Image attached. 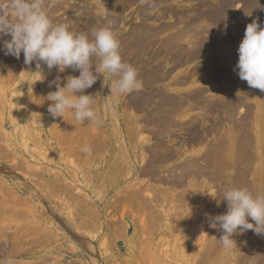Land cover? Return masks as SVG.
Returning <instances> with one entry per match:
<instances>
[{
    "label": "bare ground",
    "instance_id": "6f19581e",
    "mask_svg": "<svg viewBox=\"0 0 264 264\" xmlns=\"http://www.w3.org/2000/svg\"><path fill=\"white\" fill-rule=\"evenodd\" d=\"M139 1L141 0H45L44 7L54 24H66L75 34L90 35L94 29L103 27L110 28L113 33L119 31L123 23L119 16ZM186 2L193 4H185ZM237 2L244 3L242 10L236 7ZM140 16L145 20L144 23H149L147 21L150 20L160 21L169 16H175L176 20L171 23L162 22L154 27L141 22L130 26L129 31L118 39L122 60L137 70L144 91L133 93L129 96V101H126L134 114H126L120 123L112 116L111 136H108L102 122H78L72 116L65 119L68 124L60 117H52L48 127L46 110L37 114V111L43 108L44 101L43 98L40 99L37 91L48 94L53 90V87H49V82L57 76L62 80L63 75L53 71L48 76L44 74L43 79L39 73L41 80L35 84L37 91L23 90L25 77L30 71L27 69L28 65L24 64L23 54L17 59L0 51V163L8 167L0 168V189H5V184L10 183L17 191L12 197L2 196L0 193V202L8 207L9 202L17 204L20 201L22 206L24 199L22 196L20 199L18 194L30 198V202L24 201L29 209L28 224L26 222L23 228L25 230L16 229L15 233L12 231V242L0 244V251L7 252L12 246L15 248L21 244V238L26 237V233L30 236L31 232L38 231V214L34 210L37 205H42L45 194L57 193L55 198L58 200H54L56 212L61 214L65 213L66 209H72L73 211H69L70 221L76 224L75 230L78 229V233L81 231L82 234L88 235V238H94L91 235L97 230L102 229L103 232V250L100 253L98 249L95 251L93 246L97 243L95 239L96 242H92L91 246L90 243L87 244L85 236L79 234L82 238L79 237L81 240L78 241L82 242L83 246L85 242L88 245L83 247L81 257L90 261L88 263L80 260L79 264H179L188 256V252L192 251L194 243L191 246H187V243H190L189 238L195 232L196 237H200L197 239L199 244L193 246V255L189 253L187 257L191 254L193 259L190 258L194 261L187 260L185 264H264V235H257L252 230L244 232V236L236 233L232 237V247L225 249L219 241L223 233L210 227L206 215L214 197L207 194L210 193L212 184L215 187L225 185V188H243L247 185L251 193L258 191L259 194H264V135L261 134L262 125L264 128V92L249 87V94L243 86L247 82L242 80V84L237 81L238 70L227 69L229 65L236 66L238 54L233 52L230 55L229 51L226 56L222 52L221 55L218 54L221 47L226 46L222 44L232 42L237 45L236 41L233 43V33H237L241 39L249 23L257 21L264 27V0H153L140 12ZM175 27L178 28L175 32L160 38ZM159 41L161 50L153 55L151 63L143 62V54ZM232 47L228 45L229 49ZM175 49L177 63L169 69L167 65H163V53H170ZM215 49L218 50V60L215 59L217 55L212 53ZM197 58H202L203 62L202 69L198 71L202 73L203 69H208L205 73L207 74L212 70L211 73L216 74L213 78L208 77V74L207 78H192L193 75L190 74L184 77L173 76L177 64L184 66ZM164 67L167 69L165 72ZM20 68L25 71L22 76L18 75ZM43 68L40 69L41 72L45 71ZM69 75L78 76L79 72L71 70L64 80ZM170 77L171 80L168 81ZM221 77L227 85L219 88L221 84L217 83L219 80L216 79ZM165 81L167 83L160 84ZM197 81L213 82V85L215 81L219 84L216 85L219 89L215 87L214 90L217 95L225 93L224 97L221 96V100H218L220 95L215 96L218 100L215 101L211 96L210 99L204 94L207 97L205 98L203 93L206 92L200 89L193 93L188 91L184 96L172 93L181 86H190V83ZM64 82L66 83V80ZM93 86L83 94H91L97 98L92 106L100 119L101 108ZM253 94L254 100L249 98V95L254 96ZM249 100L256 104L255 115L254 106L247 102ZM104 107L105 105L102 106ZM242 107L245 108V114L237 117L236 113ZM197 109L206 110V113L214 116V122L210 119V127H207L208 120L206 122L205 118H201L202 122L198 117L190 118L191 112ZM46 113L48 114L47 111ZM109 113L110 111H105L104 117ZM140 113L143 115H138ZM62 121L67 125H63L65 123ZM249 125L255 129V136ZM222 129L225 134L221 135ZM145 131L151 135L149 140L153 143L150 145L146 141L148 138L140 137ZM181 134L185 136L179 137ZM210 136H214L215 140L211 150L205 149L201 154H188L190 148L202 146ZM176 143L179 147L174 148L172 145ZM113 145L117 146L114 150ZM84 147L89 151H83ZM47 148L54 151L52 157L46 154ZM71 156H76V161H71ZM182 157H185L184 162L167 170L170 162ZM98 158L102 168L93 175L91 168L96 166L94 164ZM62 161H65V164H62ZM62 167L68 169L63 170ZM53 170L59 172L53 174ZM141 178H145L146 182ZM245 178L251 180L247 182ZM222 190L219 199H222ZM103 192L105 196L114 192V201L106 202L107 197L103 199ZM213 203L216 207L212 210L214 214L210 212L212 216L216 215L217 211L220 215L222 209H227L225 201ZM44 208L45 206L43 210ZM110 209L112 211H109ZM125 210L130 218L120 220L118 217L124 218ZM10 213L14 218L27 217L24 210H11ZM40 213L42 214L41 210ZM53 213L56 218L55 210ZM62 217L60 218L63 219ZM63 226L65 227V224ZM73 229L72 233L78 234V230L73 232ZM47 230L44 228L38 233H45ZM129 234L132 235L126 242ZM51 237L54 239L55 236L45 234L40 241L39 238L34 241L44 245L46 242L50 243ZM192 237L195 242V236ZM119 239L123 242L120 243ZM114 247L118 250L119 258L107 254V251Z\"/></svg>",
    "mask_w": 264,
    "mask_h": 264
},
{
    "label": "clouds",
    "instance_id": "9594fccd",
    "mask_svg": "<svg viewBox=\"0 0 264 264\" xmlns=\"http://www.w3.org/2000/svg\"><path fill=\"white\" fill-rule=\"evenodd\" d=\"M44 5L45 0H0V51L17 59L23 54L26 65L36 62L43 79L39 70L44 66L61 73L69 68L78 71V76H67L63 86L59 76L49 82V87L55 86L56 90L43 97L51 102L48 112L53 118H64L70 112L75 121L99 124L92 106L96 98L83 94L85 90L102 75L104 83L112 78L108 84L111 95L139 91L142 82L137 70L122 60L119 41L110 28L94 29L90 35L75 34L66 24H54ZM238 57L235 69L239 78L250 88L264 92V27L257 21L247 25ZM82 150L89 151L87 147ZM219 201L227 203V211L215 216L208 214V220L210 227L223 233L219 241L225 249L232 247V237L238 232L252 230L264 235V194L227 187Z\"/></svg>",
    "mask_w": 264,
    "mask_h": 264
},
{
    "label": "rangeland",
    "instance_id": "374dc122",
    "mask_svg": "<svg viewBox=\"0 0 264 264\" xmlns=\"http://www.w3.org/2000/svg\"><path fill=\"white\" fill-rule=\"evenodd\" d=\"M151 2H153V0H144V2H142V0L141 1H139V2H137L136 4H134V5H131L130 7H128L126 10H125V13L122 15V16H119V18H120V21H121V27H120V30L119 31H115V36H116V39L118 40V39H120V37L123 35V34H126L128 31H129V28H130V26H134V25H138V24H140L141 22H145V20L143 19L142 20V16H140V12L141 11H143L144 9H145V7H148L149 6V3H151ZM193 4V2H186L185 4ZM179 4H180V2H179ZM243 2H237V5H236V7L238 8V9H240V10H242L243 8ZM184 5V4H183ZM189 5H187V6H189ZM186 6V7H187ZM242 6V7H241ZM156 14H158L157 12H156ZM65 17H66V15H65ZM170 17V16H169ZM169 17H167V18H165V19H163V20H157V21H155V20H150V21H147V22H149V23H144V24H147L148 26L150 25L151 27H154V26H158V25H161L162 24V22L163 23H171V22H173V21H175L176 20V17L175 16H171L172 18H169ZM178 28H173V29H171L170 31H168V32H165V34H162L161 36H160V38H164V37H166V36H168L169 35V33H171V32H175L176 30H177ZM234 35L233 36H235V37H233L234 38V41H233V43L235 44V41H236V44L237 45H233L232 44V42H229L228 44L226 43V44H222V45H226L227 46V48H226V46H224V47H221V49L219 50V52H218V54L220 53V52H222L223 53V55L224 56H226L225 54H228V53H230V55H231V53H233V52H235L236 54H238V47H239V44H240V42L243 40V38H244V35L243 36H241V39H240V37L239 36H237L235 33H233ZM237 36V37H236ZM239 37V38H238ZM237 38H238V40H237ZM228 45H231V46H233L231 49H229L228 48ZM191 47V46H190ZM161 49H160V41H159V43H155L154 44V46L150 49V50H148L145 54H143V56H142V58H143V62H148V63H151V58L153 57V55H155L156 53H158L159 51H160ZM226 50V51H225ZM215 51H216V49H215ZM215 51H212V53L214 54L215 53V55H217L216 53H217V51L215 52ZM227 51H229L228 53H227ZM176 49L175 50H173L172 52H168V53H163V59H162V62H163V65H167V67L169 68V69H171L172 68V66L173 65H175L176 63H177V60H176ZM226 52V53H225ZM222 53H220V55L222 54ZM172 54V55H171ZM208 53L206 52L205 53V55H207ZM204 55V56H205ZM214 55V56H215ZM222 55V56H223ZM229 55V54H228ZM204 56H202V57H204ZM217 57V58H216ZM215 57V59L216 60H218L219 59V56L217 55ZM134 60H136V59H134ZM133 60V61H134ZM145 62V63H146ZM29 66V65H28ZM27 66V69H29L30 71L27 73V74H29L28 76H26L25 77V79H26V82L24 83V85L23 86H25L24 87V89L23 90H28V91H32V89H33V91L34 90H36V86H35V84L36 83H38V81H40L41 80V78L39 77V72H37V68H36V63H32V65H30L29 67ZM199 66V67H198ZM202 66H203V62H202V58L200 59V58H197L196 60H193V61H191L189 64H187V65H184V66H180L179 64H177V68H176V70L174 71V73H173V76H177L178 77V75H180L181 77H184L186 74H190V75H193L192 76V78H194V76H196L195 78H198L199 76H203L204 78H207V76L208 77H212L213 78V76H215L216 74H213V73H211L212 72V70L211 69H209V70H211V72H207V74H205L206 73V71L208 70V69H203L201 72L202 73H200V71H198L199 69H202ZM230 66H232L231 68H230ZM198 67V68H197ZM227 69L229 70V71H233L234 69H235V66L232 64V65H229V66H227ZM43 70H45L44 72H42V74L44 75V74H46L47 76H48V74H51V73H53V71H58V69H56V68H53L51 71H49L48 69H47V67L46 66H44V68H43ZM72 69L71 68H69V69H66L64 72H60L63 76H62V80H61V84H62V82H64L65 80H64V77L67 75V74H69V72L71 71ZM205 70V71H204ZM40 71V70H39ZM165 71H167V69H166V67H164V69H163V72H165ZM196 71H198L196 74H195V72ZM25 71L24 70H22L21 68H20V71H19V76H22L21 74H23ZM59 72V71H58ZM194 72V73H193ZM192 73V74H191ZM204 73V74H203ZM211 73V74H210ZM195 74V75H194ZM200 74V75H199ZM210 74V75H209ZM36 75H38V77L36 76ZM45 75V76H46ZM205 75V76H204ZM207 75V76H206ZM236 76H237V81L239 82V83H242L243 84V81L239 78V76H238V73L236 74ZM180 77V78H181ZM200 78V77H199ZM111 79L112 78H108V79H106L105 80V83H104V77L101 75L100 76V78L97 80V82L94 84V86H93V89L97 92V96H98V100H97V103L99 104V108H101V116H100V121L102 122V126H103V128L104 129H106L107 130V132H108V136H111V134H112V131H113V127L111 126V124H112V120H111V118H112V116H115L117 119H118V123H120L121 122V119L126 115V114H134L135 112H133V110H132V108H129L130 106L129 105H127V99H128V101H129V96L130 95H132L133 93H135V92H143L144 91V87L142 86V88L139 90V91H133V92H131V93H124V94H113V95H111V91H110V87L108 86V84L110 83V81H111ZM168 81H170L171 80V77L169 78V79H167ZM218 82H217V81ZM215 81L217 82V83H219V84H221L220 86H219V88L221 87H225L226 85H227V83L225 84L223 81H222V77H221V79H216ZM140 81H142V80H140ZM214 81V85H213V82L211 83V82H204V81H197V82H194V84L192 83H190L189 85L190 86H188V85H185V86H181V88H178L177 90H175V91H172V93H177L178 95H182V96H184L188 91L190 92V93H193L194 91L196 92V91H203V92H206V93H203V96H208V98H210L209 96H211V98L212 99H214L215 101H218V100H221V96H223L224 97V95H225V93H222V94H220V93H218L219 95H220V98L218 99V100H216L217 98H215V96L216 97H218L219 95H217V92L214 90V89H216V88H218V86H216V85H219V84H216V82ZM27 83V84H26ZM65 83V82H64ZM63 83V84H64ZM164 83H167V81H165V82H161L160 84L161 85H163ZM209 83H211V84H209ZM26 84V85H25ZM97 84V85H96ZM223 84H225L224 86H223ZM31 86H33V88L31 87ZM243 86H245V88L247 89V92H249V94H250V89H249V86L247 85V84H243ZM53 87V88H52ZM51 88L53 89L52 91H55L56 90V88H55V86H52ZM174 87V86H173ZM184 87V88H183ZM216 87V88H215ZM23 88V87H22ZM35 88V89H34ZM55 88V89H54ZM218 88V89H219ZM198 89H200V90H198ZM191 90H192V92H191ZM37 91V90H36ZM41 90H38L37 91V94H38V96L40 97V99H42L43 97H46L47 96V92H46V94L44 95L43 94V91L42 92H40ZM211 91V92H210ZM45 92V91H44ZM188 92V93H189ZM216 92V93H215ZM49 93V92H48ZM184 93V94H183ZM210 93H212V94H210ZM214 93H215V95H214ZM79 94V93H78ZM77 94V95H78ZM205 94V95H204ZM208 94H210V95H208ZM43 95V97H41ZM247 95V94H246ZM254 95V94H253ZM205 96V98H207ZM214 96V97H213ZM178 97H180V96H178ZM210 98V99H211ZM247 98H248V95H247ZM249 98H252L253 100H254V98H255V95L254 96H250L249 95ZM97 99V98H96ZM43 100H44V98H43ZM42 100V101H43ZM110 100V101H109ZM253 100H249V101H247V102H249L252 106H254V112H253V115H255L256 114V111H257V107H256V104H255V102L253 101ZM251 101V102H250ZM51 103L50 101H43V108L42 109H40V110H38L37 111V114H40V113H44L43 111H44V109L48 112V104L49 103ZM109 102V103H108ZM126 103V104H125ZM103 105H105V107L104 108H102V106ZM111 109V110H110ZM242 109V110H241ZM241 110V111H240ZM46 111H45V115H47V117H46V125H48V127H49V124H50V120H51V118H52V116L50 115V113L48 112V114L46 113ZM105 111L108 113V111H110V113L107 115V116H105L104 117V115H105ZM245 108L244 107H242V108H240L238 111H237V113H236V115H237V117L239 116V117H241V116H243V114H245ZM66 115V114H65ZM111 115V116H110ZM138 115H143L142 113H140V114H138ZM210 115V116H209ZM69 116H72L71 115V113L69 112V114H67L66 115V117L64 116V118H62V117H60L62 120H64L65 121V119L67 118V117H69ZM110 116V117H109ZM212 114H208V113H206V110H194V111H192L191 112V117L190 118H192V119H194V118H197V119H199V121L200 122H202V119L201 118H205V121L207 122V120H208V124H206V125H208L207 127H210V125H211V121H213L214 120V116H212ZM261 116V115H260ZM73 117V116H72ZM107 117V118H106ZM207 117V118H206ZM209 117V118H208ZM210 119H211V121H210ZM64 121H62V122H64ZM67 121V120H66ZM65 121V122H66ZM184 121H188V120H184ZM253 121V120H252ZM251 121V122H252ZM61 122V123H62ZM64 122V123H65ZM68 122V121H67ZM66 122V123H67ZM214 122V121H213ZM63 124V125H67V124ZM184 123V122H183ZM210 123V124H209ZM252 124V123H251ZM113 125H115V123H113ZM112 127V128H111ZM121 128H123L122 126H121ZM224 129L226 128L225 126L223 127ZM112 129V130H111ZM224 129H222L221 130V135L224 133ZM249 129L253 132V135L255 136L256 135V131H255V129L253 128V126L252 125H249ZM261 129H262V131H261V134L262 135H264V128H263V125H262V127H261ZM111 132V133H110ZM180 133V132H179ZM110 134V135H109ZM225 134V133H224ZM149 136L151 137V135H150V133L149 132H144V133H142L141 135H140V137H141V139L144 137H146L145 139H147L146 141H147V143H149V145L151 144V143H153L152 141H150L149 140ZM182 136H185V135H183V134H181V136H179V137H182ZM178 137V138H179ZM143 138V139H144ZM214 142H215V140H214V136H210L209 137V139H208V141H206L205 142V144H203L202 146H198V147H194V148H190L189 150H188V154H192V153H196V154H201L205 149L207 150V151H209V150H211L212 148H213V146H214ZM174 148L175 147H179V144H174V145H172ZM115 148H117V146L116 145H113V150L115 149ZM201 148H202V150H201ZM193 149V150H192ZM113 150H111V152H113ZM44 152V151H43ZM45 152H46V154L48 155V156H50V157H52L53 156V153L52 152H54L52 149H50V148H47V150H45ZM73 157V158H72ZM66 158V157H65ZM76 156L74 157V156H71L70 157V160L71 161H76ZM106 158H108V157H106ZM97 161L95 162L96 164H94V165H96V166H94L93 168H91V171H92V174L94 175L96 172L95 171H98V172H100V170L101 169H99V168H102V163L99 165V158L98 159H96ZM108 160V159H107ZM185 161V157H182L181 159H179V160H175L174 162H170L169 164H168V168H167V170L169 169V168H174V166H176V165H178V164H180V163H182V162H184ZM101 162H103V161H101ZM62 164H65V161H62ZM63 166H66L67 167V165H63ZM0 168H2V169H8V167H7V165H5V164H3V163H0ZM61 169H65L64 167H62ZM68 169V168H67ZM67 169H65V170H67ZM96 169V170H95ZM58 170H53V172H51V173H55V172H57ZM59 172V171H58ZM16 173H18V172H16ZM166 172H163V174H165ZM263 174L262 175H264V171L262 172ZM167 174V173H166ZM263 177V176H262ZM264 178V177H263ZM27 180V182H29L28 181V179H26ZM141 180L142 181H144V182H146V179L145 178H141ZM249 180H251V179H249V178H245V181H247V182H249ZM10 183H8V184H5V189L4 188H2V189H0V193H2V196L4 195V196H6V197H12L11 195L12 194H14V195H16V187L15 186H13V185H9ZM6 186H7V188H6ZM12 187V188H11ZM212 187H213V189H212ZM243 188H246V189H248V186L246 185V186H243ZM3 189L5 190V192L3 191ZM224 190L225 189V185H221V186H219V187H215L213 184L211 185V190H210V193H207V194H211V195H213L214 197H213V200L211 201L212 202V204L214 205V203L213 202H215V203H218V196L220 195V191L221 190ZM7 190H10L11 192H9V191H7ZM222 190V191H223ZM2 191V192H1ZM7 192H9L10 194L8 195V193ZM21 192V191H20ZM7 193V194H6ZM82 193H83V191H82ZM254 195H256V194H259L258 193V191H255V192H252ZM18 194V193H17ZM54 194H55V196H54ZM19 196H20V199L23 197V205L21 206V204L18 202L17 204L16 203H13L12 201V204H11V202H9V206L7 207V206H5V205H3V203H2V205H1V202H0V224H2L0 227V244H3V243H6V242H9V243H11L12 241H11V234H13L12 233V231L15 233L17 230L16 229H20V230H22L25 226H26V222H27V224H28V205H27V207H26V201L27 200H29L30 198L28 197V196H25L24 194H18ZM52 195V196H51ZM51 195H49V194H45V196H44V201H42V205H35L36 206V209L34 210V212H37V214H38V218H37V220H36V224L41 228V229H44V228H46V230H47V228H48V230L47 231H45V233H42V232H40V233H38V231H40L41 229L40 228H38L37 230L38 231H36L35 233L34 232H31L30 234V236H29V234L28 233H26V237H24L23 236V238H21V244L20 245H16V247L14 248V246H12V247H10L11 249H9L8 251H9V253H8V251L7 252H3L2 250V252L0 251V264H7V262L9 261V260H11L12 261V264H40L41 263V260H42V263L41 264H45V262H46V264H79V263H81V261H86V262H90L89 261V259L88 258H85L84 260H83V258L81 257V251H83L84 249H83V247L84 246H86V247H88V245L87 244H89L90 243V245L92 246V242H96L97 241V243H94L95 245H93V246H95V248L93 247V249H95V251L98 249L99 250V253H100V251H102L103 250V246L101 245V242H102V239H101V235H102V229H100L98 232L96 231V233L95 234H92L91 236H94V238H88V235H85V234H82V232L80 231V233H78L79 232V230L78 229H76V230H78V231H76L75 230V228H76V224L75 223H73V222H71L70 220V216H69V211L71 212V211H73L72 209H66V211H65V213H61V214H59V213H57L56 212V209H57V207L55 206V203L57 202V200L58 199H56L57 198V193H52ZM103 195H104V198L103 199H105L106 197H107V199L105 200L106 202L108 201V200H110V201H114V199L115 198H112V196L114 195V192H112L111 194H109V195H107V196H105V193L103 192ZM22 196V197H21ZM50 198V199H48V198ZM56 197V198H55ZM63 197H65L67 200L69 199V197H67V196H63ZM217 197V198H216ZM220 197V196H219ZM19 198V197H18ZM26 198V199H25ZM49 200H47V199ZM56 199V200H55ZM216 201H215V200ZM47 200V201H46ZM56 202H55V201ZM25 201V202H24ZM70 201V200H69ZM29 202H30V200H29ZM25 203V204H24ZM14 204H16V206L14 205ZM20 204V205H19ZM212 204H210V206L212 207H210L209 208V214H211L210 212H212V210L213 209H215V207H216V205H212ZM18 205L20 206V207H18ZM45 206V210H43V207ZM5 206V207H4ZM15 206V207H14ZM23 206H25L24 207V209H23ZM43 206V207H42ZM3 207V210H1V208ZM51 210H50V209ZM222 208V207H221ZM19 210L20 212H23V210L25 211V213H27V217H23L22 218V216H18L19 218H17L16 216H15V218H14V216H12V214L10 213V211L11 210ZM49 209V210H48ZM37 210V211H36ZM40 210H41V212H42V214L40 213ZM54 210H55V216H56V214H57V216H56V218L54 217ZM109 211H112V209H110ZM214 211V210H213ZM227 211V209L225 208V209H222V212H221V210H220V212H221V214H223V213H225ZM39 212V213H38ZM50 212V213H49ZM52 212V213H51ZM125 212H126V214H125V216H124V218H120V216L118 217L120 220H127V219H129L130 217H129V214H128V212L125 210ZM44 213V214H43ZM52 216H50L49 214ZM75 213V212H74ZM208 213H206V215H207V217H208ZM213 213V212H212ZM215 213V212H214ZM213 213V214H214ZM218 211H217V213H216V215H218ZM15 214H16V211H15ZM48 214V215H47ZM41 215V216H40ZM121 215V214H120ZM10 216V217H9ZM62 216H65L66 218H64V217H62ZM211 216H212V214H211ZM213 216H215V215H213ZM60 217H62L63 219H61ZM55 218V219H54ZM61 219V220H59V219ZM65 219H67V220H65ZM103 219H104V215H102V220L101 221H103ZM44 220V221H43ZM51 220V221H50ZM71 222V223H69V221ZM4 221V222H3ZM54 221V222H53ZM56 221V222H55ZM60 222V223H58V222ZM62 221V222H61ZM8 224H7V223ZM22 222V223H21ZM3 223H6V224H3ZM11 223V224H10ZM42 223V224H41ZM63 223V224H62ZM206 223H208V221L206 222ZM65 224V227H67V229L69 230V232L70 233H72V230L71 229H73V232H77L78 234H76V233H72V235L68 232V230L67 229H65V227L63 226ZM72 224V226H70ZM3 225H5V226H3ZM8 225H10V227H7ZM34 225V224H33ZM5 229H4V228ZM69 227V228H68ZM3 228V229H2ZM2 229V230H1ZM53 229V230H52ZM58 229V230H57ZM23 230H25V229H23ZM52 230V231H51ZM71 230V231H70ZM11 231V232H10ZM55 231V232H54ZM3 235H2V234ZM10 233V234H9ZM195 233H197V232H195ZM192 234V236H195V242H194V239H193V237L192 236H190V238H189V240H190V243H187V246L188 245H192L193 243V246H198V244H199V241L197 242V239H199L200 237H199V235H198V238L196 237V234ZM244 233V232H243ZM243 233H239L238 232V235L240 236V234L241 235H243L244 236V234ZM48 235V236H50V234L51 235H53V236H55L54 237V239H53V237H51V240H49L50 241V243L48 242H46L47 243V245H46V243H44V245L43 244H38L37 242H35V241H37V239L39 238V241L44 237V235ZM81 236H85L84 238H86L87 239V241L86 242H88L87 244H86V242L84 243V246H83V243L82 242H80V241H78V240H81V239H78L79 237H81ZM7 235V236H6ZM41 235L43 236V237H41ZM64 235H66V236H64ZM131 235L132 234H129V236H128V238L126 239V242H127V240L129 239V237H131ZM20 236V235H19ZM22 236V235H21ZM64 238H63V237ZM96 236V237H95ZM34 237V238H33ZM56 237H58V238H56ZM31 238V239H30ZM36 238V240L34 241V239ZM77 238V239H76ZM82 238V237H81ZM9 239V240H8ZM32 239H33V241H32ZM53 239V240H52ZM56 239V240H55ZM96 241H95V240ZM28 240V241H27ZM55 240V241H54ZM171 240V239H170ZM193 240V241H192ZM31 241H32V243H31ZM53 241V242H52ZM57 241V242H56ZM120 243H122L123 242V240L122 239H119L118 240ZM242 241V240H241ZM16 242V241H15ZM25 242H26V244H25ZM30 242V244H28V243ZM196 242H197V244H196ZM16 243H18V242H16ZM81 243V244H80ZM208 243V242H207ZM238 243H239V241H238ZM33 244V245H32ZM36 244H38V245H36ZM49 244V245H48ZM73 244V245H72ZM77 244V245H76ZM43 245V246H42ZM101 245V246H100ZM41 246H42V248H41ZM193 246L191 247L192 248V251H193ZM35 247V248H34ZM12 248H13V250H12ZM72 248V249H71ZM199 249H202V248H199ZM12 252H11V251ZM70 250H72V251H70ZM97 250V251H98ZM18 251V252H17ZM117 248H113V249H110L109 251H107V254H113L114 256L113 257H116V258H119V254L117 253ZM192 251L191 252H188V256H189V253H191L192 255H193V253H192ZM195 251V250H194ZM202 251H203V249H202ZM7 253V254H6ZM15 253V254H14ZM122 254H124V252L122 253ZM190 254V257H192V259H193V256ZM7 256V258L5 257V256ZM9 255V256H8ZM101 255H102V253H101ZM116 255V256H115ZM187 256V257H188ZM75 257V258H74ZM187 257H184V259L182 260V262H180L179 264H185V262H187V260H191L192 262L194 261V260H192L190 257V259L189 258H187ZM111 258V257H110ZM46 259V260H45ZM45 260V261H44ZM81 260V261H80ZM183 261H184V263H183ZM44 262V263H43ZM100 264H103L102 262H100Z\"/></svg>",
    "mask_w": 264,
    "mask_h": 264
}]
</instances>
